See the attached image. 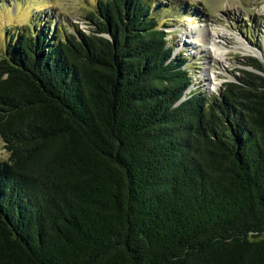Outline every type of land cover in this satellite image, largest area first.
<instances>
[{
    "label": "trees",
    "instance_id": "16d2710c",
    "mask_svg": "<svg viewBox=\"0 0 264 264\" xmlns=\"http://www.w3.org/2000/svg\"><path fill=\"white\" fill-rule=\"evenodd\" d=\"M156 10L96 0L90 33L7 40L0 264H264V56L188 94Z\"/></svg>",
    "mask_w": 264,
    "mask_h": 264
},
{
    "label": "rangeland",
    "instance_id": "374dc122",
    "mask_svg": "<svg viewBox=\"0 0 264 264\" xmlns=\"http://www.w3.org/2000/svg\"><path fill=\"white\" fill-rule=\"evenodd\" d=\"M153 1L160 8L165 6V11L156 10L155 15L160 27L168 33V40L176 47L174 57L184 58L192 71L196 85L188 94L201 87L209 97L219 95L225 83L236 81L241 75L239 71L253 70L244 66L250 59L263 60L264 0ZM95 4L96 0H0V54H4L10 36H17L24 29L26 33L46 28L48 36L54 30L58 36L67 32L90 33L94 26L88 15ZM199 30L204 42L220 35L217 39L224 51L210 54L204 52L200 43L187 44L185 35ZM240 40L257 50V55H242ZM205 73L210 74V78L213 76V81H209ZM209 83L218 86L209 89ZM9 159L10 154L0 137V163Z\"/></svg>",
    "mask_w": 264,
    "mask_h": 264
},
{
    "label": "bare ground",
    "instance_id": "6f19581e",
    "mask_svg": "<svg viewBox=\"0 0 264 264\" xmlns=\"http://www.w3.org/2000/svg\"><path fill=\"white\" fill-rule=\"evenodd\" d=\"M200 33H201V30L197 31L196 33H193L192 31L188 32L185 37H186V43L187 44H196V43H200L204 52H209L210 54L211 53H221V51H224V47H222L220 45L221 41L220 39H217V38H221L220 35H218L217 37H213L211 40H207V41H202L200 39ZM240 47H241V52H242V55L244 56H249V55H257L258 51L255 50L254 48H252L251 46H247L245 45L241 40H240V43H239ZM222 54L224 55V52H222ZM221 55V54H220ZM226 56V55H224ZM208 70V69H207ZM211 70V69H210ZM213 72V71H212ZM204 76H211L210 74H204ZM212 80L213 81V76L210 78L209 77V81ZM209 89L210 87L212 86H215L217 87L218 85L217 84H214V83H209Z\"/></svg>",
    "mask_w": 264,
    "mask_h": 264
},
{
    "label": "water",
    "instance_id": "95a60500",
    "mask_svg": "<svg viewBox=\"0 0 264 264\" xmlns=\"http://www.w3.org/2000/svg\"><path fill=\"white\" fill-rule=\"evenodd\" d=\"M108 38H109V36H107ZM256 57V56H255ZM257 58V57H256ZM252 71H254V72H256L254 69L252 70ZM184 101V100H183Z\"/></svg>",
    "mask_w": 264,
    "mask_h": 264
}]
</instances>
